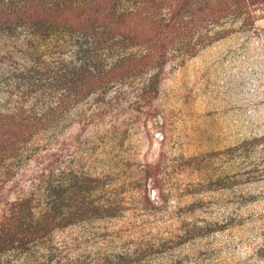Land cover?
<instances>
[{
	"label": "trees",
	"instance_id": "1",
	"mask_svg": "<svg viewBox=\"0 0 264 264\" xmlns=\"http://www.w3.org/2000/svg\"><path fill=\"white\" fill-rule=\"evenodd\" d=\"M261 4L0 0V264L111 263L72 256L83 238L71 232L116 220L129 191L122 179L112 184L72 168L83 134L133 85L138 100L149 101L167 65L228 36V21L246 25ZM134 110L150 114L151 104ZM75 125L78 134L65 135ZM139 199L149 205L144 190Z\"/></svg>",
	"mask_w": 264,
	"mask_h": 264
},
{
	"label": "rangeland",
	"instance_id": "2",
	"mask_svg": "<svg viewBox=\"0 0 264 264\" xmlns=\"http://www.w3.org/2000/svg\"><path fill=\"white\" fill-rule=\"evenodd\" d=\"M227 25L228 36L167 65L149 101L138 100L135 84L83 134L72 168L122 179L129 191L116 220L71 232L83 238L74 258L264 264V0L246 25ZM148 102L158 118L134 110Z\"/></svg>",
	"mask_w": 264,
	"mask_h": 264
}]
</instances>
